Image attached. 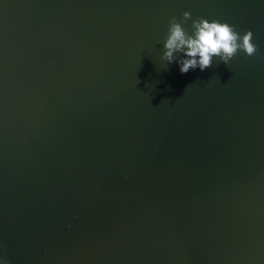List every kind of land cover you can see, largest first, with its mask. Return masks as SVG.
Wrapping results in <instances>:
<instances>
[{
	"label": "water",
	"instance_id": "obj_1",
	"mask_svg": "<svg viewBox=\"0 0 264 264\" xmlns=\"http://www.w3.org/2000/svg\"><path fill=\"white\" fill-rule=\"evenodd\" d=\"M185 11L257 53L181 74ZM0 264H264V0H0Z\"/></svg>",
	"mask_w": 264,
	"mask_h": 264
},
{
	"label": "clouds",
	"instance_id": "obj_2",
	"mask_svg": "<svg viewBox=\"0 0 264 264\" xmlns=\"http://www.w3.org/2000/svg\"><path fill=\"white\" fill-rule=\"evenodd\" d=\"M187 11L182 13L181 22L175 17L169 20L167 36L163 41L161 59L168 64L176 62L181 74L199 68L204 71L212 67L213 58L225 65L240 51L247 56H254L258 49L252 42V32L243 35L234 30V26L213 20L199 18L192 21V33L189 34L182 23L190 19ZM182 54V55H181Z\"/></svg>",
	"mask_w": 264,
	"mask_h": 264
}]
</instances>
